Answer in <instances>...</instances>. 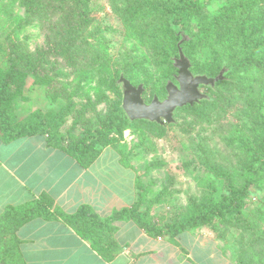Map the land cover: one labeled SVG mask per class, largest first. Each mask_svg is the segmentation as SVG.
I'll return each mask as SVG.
<instances>
[{
    "label": "rangeland",
    "instance_id": "1",
    "mask_svg": "<svg viewBox=\"0 0 264 264\" xmlns=\"http://www.w3.org/2000/svg\"><path fill=\"white\" fill-rule=\"evenodd\" d=\"M27 1L31 0H0V67H7L12 41L48 80L39 83L27 72L9 83V107L20 124L40 116L69 142L90 134L103 118L121 108L120 74L134 85H143L146 102L154 95L163 99L166 83H176L173 58L178 55L179 39L174 41L168 27V8L176 0H85L88 22L81 28L76 47H66L63 54L51 47L67 40L66 32L57 26L65 15L66 2L37 0L43 16L28 19L23 5ZM202 1L200 12L220 27L224 22H219L217 11L233 0ZM258 9L259 17L264 18V0H258ZM231 22L226 25L239 45ZM203 24L192 17L190 33L171 27L177 37L183 34L187 38L182 49L194 74H207L204 71L214 66L213 59L227 50L223 43L208 46L214 44L216 30L211 26L200 31ZM223 66L232 70L223 59L217 73ZM225 81L228 83L213 88L201 86L209 99L191 108H177L172 124L159 128L150 124L155 122L131 123L105 139L106 146H112L134 170L135 183L141 186L136 189L140 209L148 207L150 220L157 224L184 221L199 209L210 211L229 194L231 185L244 181L243 146L257 140L259 118L251 111L249 94H264V71L252 67L237 70ZM262 98L264 111V95ZM256 168V183L240 209L224 218L212 217L203 226L215 235L224 259L233 264H264V157ZM8 240V234L0 231V264H20Z\"/></svg>",
    "mask_w": 264,
    "mask_h": 264
},
{
    "label": "trees",
    "instance_id": "2",
    "mask_svg": "<svg viewBox=\"0 0 264 264\" xmlns=\"http://www.w3.org/2000/svg\"><path fill=\"white\" fill-rule=\"evenodd\" d=\"M64 1L68 6L64 8L65 15H61L57 26L66 32L67 40L64 45L51 47L54 51H58L59 54H63L66 47H76L75 43L81 35V28L88 22L85 0ZM23 5L25 7V16L28 19L42 18L43 14L41 11L43 8L37 0L23 2ZM203 5L202 0H176L174 5L168 8L171 14L168 27L174 41H177L179 37L173 33L172 28L180 27L190 33V19L198 17L204 23L200 26V31L208 29L211 26L215 27V42H212L214 44L208 46L212 47V45L223 43L224 48L227 49L219 53L213 59L214 66L207 68L204 72L208 76L217 75V70L223 59L229 62L232 67V70L226 67L225 79L216 84L228 83L225 81L227 77L237 70L245 71L249 67H252L254 70L261 69L264 71V18L262 16V18L259 17L258 0H233L229 5L220 7L217 11L219 13L218 19L220 20L219 22H224L220 24V27L215 24V21L211 19L212 17H209L204 12H200ZM228 20L232 21L231 23L238 32L239 45H236V41H233L232 35L229 32L230 28L226 25ZM9 44H12V46L7 59V67H0V138L3 142L23 136L43 135L47 146L62 149L74 157L81 166H88L97 157L102 148L108 145L105 139L110 134H117L125 130L131 123L147 122L144 120L130 121L123 110L117 107L108 116L103 118L90 134L74 138L69 142L66 141L64 134L48 127L40 116H35L29 123L20 124L9 107L12 98V95L8 91L9 83L21 79L23 74L27 72H32L35 75V80L39 83H47L48 80H44L43 78L45 77L39 75L37 64L25 51H22V49L17 51V48H20L19 44L12 41ZM182 45H186V42L184 41ZM61 93L63 92H57V95ZM263 95L261 93L258 95L259 97H255L253 94H249L251 111L259 118L257 120L258 129L256 130L257 140L253 144H244L243 146L246 156L245 170L242 173L244 181L239 186L231 185L229 194L222 196L221 202L212 207L210 211L199 209L184 221L157 224V222L150 220L148 207L144 210L140 209L139 192H137L138 197L136 201L131 206L113 210L111 214L104 217L99 216L87 204H81L71 214L64 213L58 208L51 211L52 199L47 194L40 193L36 200L28 202L21 207H8L0 216V231L8 234V245L14 248L18 262L26 264L18 251L19 240L15 236V229L31 218L41 217L51 219L59 217L72 226L79 236L88 240L91 247L101 257L105 260H110L116 249V244L110 236L113 230L112 223L115 221L130 219L149 235L168 234L175 236L183 231L209 224L212 217L224 218L227 213L239 210L243 198L249 192V188L256 183V163L264 157ZM193 106L186 105L183 107L191 108ZM150 124L156 125L159 128L162 127L160 126L161 124ZM123 163L126 164L125 161ZM135 185L136 189L141 187L138 182ZM8 253L12 255V250H8Z\"/></svg>",
    "mask_w": 264,
    "mask_h": 264
},
{
    "label": "crops",
    "instance_id": "3",
    "mask_svg": "<svg viewBox=\"0 0 264 264\" xmlns=\"http://www.w3.org/2000/svg\"><path fill=\"white\" fill-rule=\"evenodd\" d=\"M135 180L134 170L112 146L81 166L64 150L47 146L43 135L8 142L0 138V216L40 193L52 199L51 211L71 214L87 204L99 216H108L136 201ZM112 227L116 249L110 260L59 217L31 218L15 229V236L26 264H233L203 226L175 236L149 235L130 219L115 221Z\"/></svg>",
    "mask_w": 264,
    "mask_h": 264
},
{
    "label": "water",
    "instance_id": "4",
    "mask_svg": "<svg viewBox=\"0 0 264 264\" xmlns=\"http://www.w3.org/2000/svg\"><path fill=\"white\" fill-rule=\"evenodd\" d=\"M179 37L178 55L173 58V66L177 70L176 83L172 81L166 83V96L163 99L154 95L150 102H146L142 97L143 85H134L123 74H120L117 82L122 91L121 108L130 121L145 120L161 125L172 124L177 108L186 105L193 106L200 103L201 100L209 99L208 94L201 90V86L213 88L217 82L225 79L227 71L225 66L215 76L194 74L190 69V60L185 56L181 46L187 38L183 34H179Z\"/></svg>",
    "mask_w": 264,
    "mask_h": 264
}]
</instances>
